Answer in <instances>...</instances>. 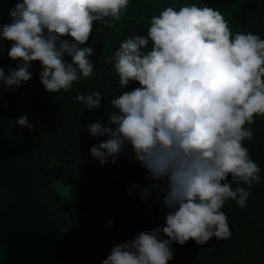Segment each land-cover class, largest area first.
Segmentation results:
<instances>
[{"label": "clouds", "instance_id": "clouds-1", "mask_svg": "<svg viewBox=\"0 0 264 264\" xmlns=\"http://www.w3.org/2000/svg\"><path fill=\"white\" fill-rule=\"evenodd\" d=\"M128 6L129 0H18L9 9L11 22L0 25V38L11 42L8 57L21 63L7 72L0 66V88L14 92L39 61L45 90L68 92L93 74V48L77 45L89 40L94 22L118 21ZM108 60L120 88L139 86L110 101L115 111L106 123L87 126L92 136L107 137L91 146L90 155L101 165L115 164L130 145L153 181L141 199L154 191L167 212L163 226L114 245L102 264H168L173 242L230 239L221 209L229 199L246 207L249 189L261 181L244 141L253 139L246 125L264 116V39L252 32L233 35L219 10L193 3L164 8L146 35L123 40ZM76 99L89 111L101 108L99 91ZM16 122L33 128L27 116ZM229 177L237 187L225 182Z\"/></svg>", "mask_w": 264, "mask_h": 264}, {"label": "trees", "instance_id": "trees-1", "mask_svg": "<svg viewBox=\"0 0 264 264\" xmlns=\"http://www.w3.org/2000/svg\"><path fill=\"white\" fill-rule=\"evenodd\" d=\"M17 2L0 0V25L11 22L9 9ZM193 3L219 10L233 35L252 32L264 39V0H129L120 20L105 18L94 22L89 40L77 45L93 48L89 57L94 65L91 77H81L68 92L52 93L41 83L40 62L33 61L29 68L32 78L25 83L37 111L42 152L52 185L74 214L99 235L113 240L114 245L135 238L141 231L163 226L167 209L154 191L141 199L140 192L153 181L134 159L130 145L115 164L109 160L101 165L90 155L91 146L107 137L92 136L87 126L96 121L106 123L109 113L115 111L110 101L139 86L133 82L120 88L118 74L108 57L115 54L123 40L146 35L151 18L164 8L179 10ZM109 23L113 26L108 27ZM62 39L75 43L70 36ZM64 59L71 62L67 53ZM93 91L101 93L102 103L101 108L89 111L76 97ZM246 127L252 129L253 139L245 140L244 146L261 169V181L249 189L246 207L240 208L229 199L221 209L228 217L231 238L219 241L212 238L204 245L193 240L184 245L173 242L174 257L168 264H264V116H255L254 122ZM225 182L237 187L231 177ZM133 185L135 191L131 190Z\"/></svg>", "mask_w": 264, "mask_h": 264}, {"label": "water", "instance_id": "water-1", "mask_svg": "<svg viewBox=\"0 0 264 264\" xmlns=\"http://www.w3.org/2000/svg\"><path fill=\"white\" fill-rule=\"evenodd\" d=\"M0 66L16 68L0 38ZM0 264H102L114 241L63 203L42 152L38 115L26 83L0 88ZM27 116L29 130L17 124Z\"/></svg>", "mask_w": 264, "mask_h": 264}]
</instances>
